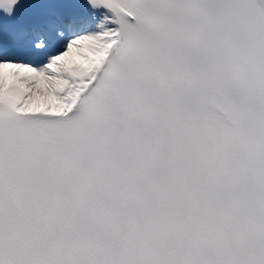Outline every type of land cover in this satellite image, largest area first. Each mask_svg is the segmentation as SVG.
<instances>
[{
	"label": "snow or ice",
	"instance_id": "obj_1",
	"mask_svg": "<svg viewBox=\"0 0 264 264\" xmlns=\"http://www.w3.org/2000/svg\"><path fill=\"white\" fill-rule=\"evenodd\" d=\"M0 264H264V0H0Z\"/></svg>",
	"mask_w": 264,
	"mask_h": 264
}]
</instances>
